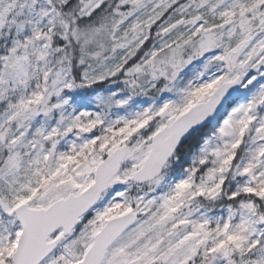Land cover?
<instances>
[{"label":"snow or ice","instance_id":"obj_1","mask_svg":"<svg viewBox=\"0 0 264 264\" xmlns=\"http://www.w3.org/2000/svg\"><path fill=\"white\" fill-rule=\"evenodd\" d=\"M0 264H264V0H0Z\"/></svg>","mask_w":264,"mask_h":264}]
</instances>
